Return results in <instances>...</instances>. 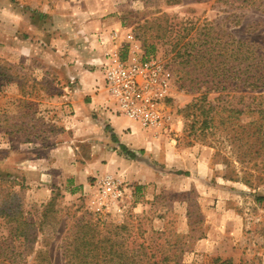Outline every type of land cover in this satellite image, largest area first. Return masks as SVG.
I'll list each match as a JSON object with an SVG mask.
<instances>
[{
	"label": "rangeland",
	"instance_id": "1",
	"mask_svg": "<svg viewBox=\"0 0 264 264\" xmlns=\"http://www.w3.org/2000/svg\"><path fill=\"white\" fill-rule=\"evenodd\" d=\"M254 1L99 0L106 17L123 25L121 59L156 60L171 74L168 97L159 102L162 133L191 152L187 169L195 161L204 165L164 186H127L116 200L102 197L97 179L86 194L71 192L67 182L51 183L50 195L27 184L21 159L42 154L62 129L70 55L55 48L80 53L88 40L67 18L76 13L65 5L71 0H0V264H63L65 235L78 222L96 221L118 250L146 256L138 264H264V152L257 168L245 166L225 134L216 130L206 142L189 137L180 114L206 92L221 108L231 101L226 94L249 92L241 83L235 91H208L214 72L201 56L215 47L228 63L234 40L253 42L264 54V8Z\"/></svg>",
	"mask_w": 264,
	"mask_h": 264
},
{
	"label": "crops",
	"instance_id": "2",
	"mask_svg": "<svg viewBox=\"0 0 264 264\" xmlns=\"http://www.w3.org/2000/svg\"><path fill=\"white\" fill-rule=\"evenodd\" d=\"M65 5L73 6L75 17L67 18L75 23L88 44L78 46L80 53L76 47L64 48L65 51L55 48L59 55H70L67 66L70 82L62 97L65 100L62 129L51 138L42 154L36 151L32 156H22L18 168L27 175V184L50 195L53 184L67 182L71 192L86 194L95 179L98 181L107 174L126 186H164L170 179L179 180V174H185L191 167L194 172L201 170L204 167L201 160L187 169L186 157L191 152L170 143L162 129H144L137 122L111 112L102 67L109 62V55L119 49L123 28L120 19L106 17L99 0H71ZM37 47L44 51L42 44ZM53 53L51 56H56ZM29 167V171L34 169L33 173L27 172ZM170 169L175 171L170 173Z\"/></svg>",
	"mask_w": 264,
	"mask_h": 264
},
{
	"label": "trees",
	"instance_id": "3",
	"mask_svg": "<svg viewBox=\"0 0 264 264\" xmlns=\"http://www.w3.org/2000/svg\"><path fill=\"white\" fill-rule=\"evenodd\" d=\"M256 2L264 8V0L252 3ZM233 43L235 45L228 63L223 52L215 47L206 48L205 52L209 53L201 56L202 62L205 65L210 63L209 70L214 72L206 81L210 85L207 90L235 91L241 83L247 91L258 93L253 95L248 92L238 98L234 94H226L231 101L221 108L220 103L216 105L208 100L209 93L206 92L195 97L180 114L189 137L206 142L207 137L215 136V131L220 130L225 134V140L233 146V153L239 161L245 166L252 164L251 168H257L256 160L264 152V111L260 109V102L264 100V54L253 42L234 40ZM231 85L233 87L230 88ZM241 100H244L243 108L238 107ZM243 116L249 120H242ZM103 227L101 221L78 222L74 231L62 239L63 264H138L137 258L146 257L129 250H118L120 244L111 237V233H103Z\"/></svg>",
	"mask_w": 264,
	"mask_h": 264
},
{
	"label": "built area",
	"instance_id": "4",
	"mask_svg": "<svg viewBox=\"0 0 264 264\" xmlns=\"http://www.w3.org/2000/svg\"><path fill=\"white\" fill-rule=\"evenodd\" d=\"M102 75L111 112L137 122L144 129L164 128L166 117L159 102L168 97L171 74L158 61L135 58L124 61L115 51L102 67ZM97 182L102 197L119 200L127 193V186L113 175L107 174Z\"/></svg>",
	"mask_w": 264,
	"mask_h": 264
}]
</instances>
